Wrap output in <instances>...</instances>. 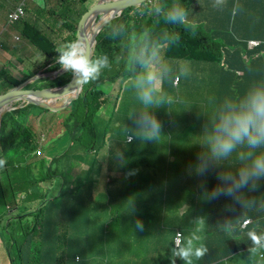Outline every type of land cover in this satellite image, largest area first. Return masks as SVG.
Listing matches in <instances>:
<instances>
[{
    "label": "trees",
    "instance_id": "16d2710c",
    "mask_svg": "<svg viewBox=\"0 0 264 264\" xmlns=\"http://www.w3.org/2000/svg\"><path fill=\"white\" fill-rule=\"evenodd\" d=\"M93 1L49 0L50 5L43 4V7L38 6L35 9V26H25L24 33L25 37H28L35 46V56L40 54L50 60L46 72L58 71L59 65L54 62L53 58L59 55L56 51L61 45L59 40L67 42L74 40L75 25L79 15ZM199 1L151 0L136 9L123 11L120 17L104 26L97 36L92 60L107 56L109 67L102 69L98 79L83 84L79 99L69 106L65 121L62 120L63 132L57 134V138L68 135L71 139L72 136L74 148L70 146L60 148L57 153L59 155H54V157L51 154L52 149L45 150L43 156L34 155L32 159L35 162L29 161L25 166L28 171H35V178L31 173L22 170V162L26 161L27 155L38 149L36 141L39 140V133L30 129L27 122L32 107L39 108L47 114L48 111L39 106L27 105L24 108L4 113L0 130V159L6 160V164L0 167V220L3 219L2 225L6 226L5 230L13 225L17 227L16 232L14 229L10 231L6 241L0 238V247L6 251L8 264H16L17 259H20V264H88L87 260L82 259L81 254L86 251L89 244L83 243L80 236L73 235L70 227L73 221L82 215L90 220V210L94 204L98 205V209L103 210L111 208L114 204L122 203L116 196V191L121 186L120 174L130 178L126 184L133 192L136 190L135 186H138V189L146 194L150 192L148 188L150 183H153L151 192L156 195L155 198L149 197L142 201L143 205L134 207H143L145 204L156 215L163 212L169 203L166 195L171 189L178 191L185 186V183L188 188L191 187L190 180L194 170L190 171L189 159H165L163 162L169 170L158 175L156 168L159 161L151 157L153 153L151 147L140 146L136 138L133 140V136L126 134L122 138L125 143L110 146L108 141L111 140V136H106L109 130L106 126L103 128L105 120L101 118L99 122L102 116V114L98 116L99 112L110 104L108 86L121 79L138 77L145 69L142 61L150 60L157 49L163 48L167 59L191 62L195 69L194 76H198L199 72L196 69L200 68L201 64L210 65L206 66L202 73L203 77L210 76L209 82L200 77H194L184 86H181V80L177 84L176 88L184 93L176 91V88L170 90L176 96L185 94L187 99H180L183 103L189 102L195 107L204 103L205 106L215 109L220 103L228 101L238 105V108L248 93L264 89V0H206L208 3L206 8L198 4ZM57 4L62 6L60 15L56 12ZM64 4L69 5L68 9H63ZM174 4L186 10V23L179 21L171 23L166 20ZM109 9H106L100 17V23L112 15L108 13ZM47 10L46 15L57 17L54 24H49V18L43 16ZM41 20L45 29L41 27L42 25H38ZM28 28H30L31 35L27 33ZM88 31L87 34L90 37L92 32ZM253 39L263 42L256 48H249L248 41ZM37 71L38 68L30 72L23 80L18 81L6 69L0 68V85L3 89L9 90L34 76ZM65 74L54 80L40 78L35 85L30 84L28 87L40 89L62 86L72 78V76L69 79L66 78ZM221 110L222 115L224 109ZM52 121L50 119V122ZM44 126L49 128L48 125L44 124ZM238 148L239 145L237 151ZM240 148L243 149L244 146L240 145ZM70 151H75V154L81 156L80 159L75 160L73 168L66 171V175L60 169L66 170L65 164L53 169L55 161L63 158V162H66L64 157ZM247 162L249 164V157ZM170 168L178 171L180 187H175L170 183L169 173L173 172ZM20 170L22 172L18 175L17 172ZM102 170L106 171L105 175L108 172L110 177L105 191L108 189L112 191V194L109 200L97 202L94 195L99 189L95 184L99 181ZM210 171L212 175V168ZM56 177H60L61 192L58 186L57 192L49 197L50 185L46 186V191L42 192V195L37 192L39 191L37 186L46 184L42 182L48 179L53 181ZM249 180L248 185L254 186L261 183L258 179ZM65 187L67 189L64 191ZM16 188H28L27 198L29 200L34 196L41 198L36 204L34 203L35 209L34 205L29 202L28 207H24V211H17L22 209L25 199L22 197L18 199ZM200 190L204 191L202 187ZM59 196L64 198L65 203H69L71 199L72 205H62V223L51 225L50 219L52 218L43 210L46 205H50L53 199L59 201ZM218 197L215 200L216 205L219 204ZM172 198L174 200L173 195ZM73 201L76 205H73ZM86 201L92 205H83ZM196 205L200 204L196 203ZM214 206L203 208V216L206 219H214L221 215L213 209ZM252 207L248 206L247 210H251ZM12 211H16L15 218L7 216ZM249 215L254 217V212H249ZM211 216L214 217L211 218ZM118 218L120 216L117 215L105 222L101 217V223L98 226L103 242L113 239L108 232L114 228ZM69 220L72 221L71 225L68 224ZM217 221L221 224L214 227L216 238L211 244V249L217 254L214 260L219 262L229 252L233 254L240 247L232 246L229 251L219 254L217 241L219 240L224 245L225 238L234 235L241 227L237 224L232 227L228 226L224 220L217 219ZM61 225L67 229V236L64 240ZM23 227H26V230ZM249 230H244V232ZM141 231L144 235L145 231ZM231 231L232 233H229ZM182 232L183 237L189 234L186 229ZM174 235L175 233L168 242L170 250L174 247ZM211 253L207 252L205 259H200L199 264L210 262ZM257 256L259 257L257 264H264V255L263 258H260L259 254ZM104 258V264H107L106 254ZM253 258L254 255L249 256L245 261L247 264H254ZM134 264L145 263L134 259Z\"/></svg>",
    "mask_w": 264,
    "mask_h": 264
},
{
    "label": "rangeland",
    "instance_id": "374dc122",
    "mask_svg": "<svg viewBox=\"0 0 264 264\" xmlns=\"http://www.w3.org/2000/svg\"><path fill=\"white\" fill-rule=\"evenodd\" d=\"M67 1V0H65ZM95 1V0H94ZM93 1V2H94ZM201 1V0H200ZM205 4L202 5L204 8L208 7V3L206 0ZM91 2V3H93ZM24 5L25 10L29 9L31 6L38 5L40 8L43 7L41 0H0V32L1 34H8L9 38H14L15 36H18L20 38V42H16V44L21 43H27L28 40L25 38V36L22 35V28L24 26V21L18 22L16 24H10L8 22V14L14 10L18 5ZM56 5V4H55ZM67 4H64L63 9H68ZM62 6L60 4H57L56 6V12L58 15H60ZM206 11H208L206 9ZM43 12V10H41ZM48 13V10L45 11L43 14L44 17L49 18L50 23L54 24L57 21V17L54 16H48L46 15ZM42 20L38 22V25H42ZM35 26V18L30 23V26ZM5 31V32H4ZM4 32V33H3ZM67 41L59 40V44H65ZM60 45V46H61ZM5 53L2 49H0V68L3 70L6 69V66H9L10 62H12L16 67L13 68L12 65H10L9 69L14 71H20V74H17L16 76L17 80H21L23 78V75L26 76L29 75V72L32 71L33 67H36V65H32L36 62L39 69L44 67L45 65L49 64V61L45 56H42L40 54H37L35 56L34 53L29 52H16L14 54V58L16 61H9V63L2 57V55ZM151 63L155 66L156 69H160L165 66H171L172 64L167 61V58L162 57L161 50L158 49L154 52V54L150 58ZM170 60V59H169ZM176 61V60H175ZM38 69V70H39ZM145 73V69L142 71V73L139 75ZM138 76V77H139ZM192 76H194V67L193 66H176L174 68L166 69L162 72L160 76V84L158 85L159 91L156 94V98L160 101V103L157 105L156 103H153V105L145 106L144 103L139 98V89L137 88V77L136 78H127V79H121L116 81L115 83H112L108 86L109 89V95H110V104L108 107L104 108L99 112L98 116H102L99 119V122L101 121V118L105 120L103 128L106 126L109 132L106 136H113L112 141H108V145L113 146V143H118L119 139L125 135L128 131L135 130L138 134V144L140 146H149L153 149V153L151 154V157L157 161H159V165H157L156 171L158 175H162L166 173V164L163 162L167 157L174 156L175 158H178L188 154L190 151V147H184L180 144L182 140H177L175 137L171 140L170 134H173L172 127L170 125L171 122V114L173 113V109L175 107L174 100L169 99L166 97V93L170 91L173 78L178 77L179 80H181V86H184L187 81L191 80ZM35 77V76H33ZM66 78H70L71 74L66 73ZM40 79V77L38 78ZM72 79V78H71ZM38 81V80H37ZM34 81L31 83V85H35ZM67 85L65 83L62 86ZM57 87H60L58 85ZM4 90H7V88L3 89V86L0 85V95L4 93ZM176 91L180 93H184V91H179L177 88ZM76 103V102H75ZM74 103V104H75ZM18 103H14L12 106L19 107ZM24 108V106H20L21 109ZM67 107L64 110L59 111H48V114L43 112V110L39 108L32 107L30 109V116L28 118L27 125L30 129H32L35 132L41 133H47V136L51 138L52 143L48 145L46 148L45 145L40 142V140L37 139L36 144L38 145V148H44V149H52V156H56L60 148L70 146L72 149L74 138L71 136V139L68 135H65L64 137L57 138V134H60L63 132V126H62V120L65 121V117L67 112L69 111ZM43 109V108H42ZM16 110V109H15ZM45 110V109H44ZM232 110H227V112H230ZM6 113V112H5ZM222 110L217 106L216 107V119H217V125L220 122ZM154 116L161 125V135L158 140L152 141V140H146L143 136V133L139 127V122L142 120L143 116ZM4 116V115H3ZM2 116V117H3ZM50 119L53 120L50 122ZM40 121V122H39ZM52 126V132L48 131V127L44 126ZM168 124V126H167ZM1 125H2V119H1ZM105 148V147H104ZM103 148V149H104ZM43 149V152H44ZM102 149V150H103ZM252 152L253 155L259 154L261 152H264V145L259 146L256 149H249L248 152ZM36 151H33L32 154L27 155L26 161L23 163V171L31 173L33 178H35V171H28L27 165L29 161H34L32 157H34ZM50 156V157H52ZM66 159V162H63V158L59 161H55L53 164V169L60 168L63 164L66 165V170L64 168H60L63 170L64 174L66 175V171H70L73 166L75 160H78L81 158L80 155L75 154V151H70L69 154L64 157ZM87 158V156H85ZM50 159H48L49 161ZM35 162V161H34ZM182 164V163H177ZM251 165V158L249 157V166ZM22 170L18 171V175L22 172ZM106 172V171H105ZM105 172L102 170L99 181L95 184L98 186L99 191L96 192L94 195V199L97 202H104L109 200L111 197L112 191L106 189L107 188V182L110 180V177L108 176V172L105 175ZM15 174V173H14ZM1 177V175H0ZM264 177V176H263ZM60 177H56L51 181L50 179L45 180L42 183H46L43 186H37L38 188H42L43 192L46 191L43 187H46L47 185H50V196L55 194L58 190V186L60 187L61 192V182L59 180ZM120 180H122L125 184L130 180L128 176L122 177ZM264 183V179L260 180ZM41 184V183H40ZM35 186V185H33ZM32 186V187H33ZM102 187V190H100ZM153 187V183L151 182L149 185V191L148 193H144L140 189H138V186H135L136 190L133 192L131 187L126 184L124 186H120L116 191V196L119 201L122 203L114 204L111 208L107 209H96L94 206L91 207L90 213L91 217L90 220L87 219L85 215L80 216L77 220L73 221V225L70 227L72 230V234L76 236H80L83 243H88L89 247L86 249L85 252L81 254L82 259L87 260L88 264H104L105 258L104 255H107V264H134V259L140 260L144 262V254L146 252V249H149V247L152 244V248H154L155 244V238L146 239L141 243H138L134 236L131 234L127 237L123 238L122 236H116L115 239L111 241H105L103 242L101 240V230L99 229V224L101 223V217L106 222L109 220L112 216H115L119 213L124 212L125 210H128L131 208V205H143L142 201L148 199L149 197L155 198L156 195L151 192ZM83 188V186H82ZM123 188V190H122ZM67 188H64V191ZM28 191L29 189H19L16 188L17 197L18 199L20 197L25 199V202L23 205H29L30 201L28 197ZM262 191L264 192V186ZM107 192V193H106ZM258 190L254 189L252 191V194L250 195L251 201L256 197V193ZM63 193V192H62ZM220 196L221 198H219ZM60 200L53 201L50 203V205H46V208L43 210L44 213L48 214L52 219H50L51 225L56 224L59 225V223H62V214H63V206L62 205H72V200L70 199L69 203H65V200L63 197L59 196ZM219 199V203L222 202L223 195L218 194L217 195ZM23 199V200H24ZM166 199L169 202L167 205H174L173 202L176 200H173L172 195L170 193H167ZM172 199V202H171ZM261 204L264 206V200L261 202ZM34 205V204H32ZM39 205V203L37 204ZM73 205H76L73 201ZM83 205H92L88 201H86ZM96 205V204H94ZM145 205V204H144ZM35 209V205L33 206ZM16 211H12L10 215H7L8 217H16ZM3 219L0 220V238L4 241L7 240V236L10 234V231L14 229V232H16V226L13 225V227H7L8 230H5L6 226H3ZM124 220V219H123ZM121 220V221H123ZM12 226V225H9ZM62 229V237L63 240L66 239L67 236V229L61 225ZM24 230H26V227H23ZM5 230V231H4ZM21 232V231H20ZM115 232V226L114 228H111L108 232L109 236L113 235ZM162 250L166 251V248L168 247V243L166 241H163L160 243ZM219 240L217 241V251L219 254L225 253L229 251V247L223 245ZM252 245V241L249 240L246 243V246L249 247ZM141 252V257L139 256L138 252ZM4 254L3 250L0 248V264H8L6 261L3 260L2 255ZM145 263V262H144ZM16 264H20V259L16 260ZM158 264V263H157Z\"/></svg>",
    "mask_w": 264,
    "mask_h": 264
},
{
    "label": "crops",
    "instance_id": "0c3cea01",
    "mask_svg": "<svg viewBox=\"0 0 264 264\" xmlns=\"http://www.w3.org/2000/svg\"><path fill=\"white\" fill-rule=\"evenodd\" d=\"M41 2L42 5H50L49 0H41ZM198 4L204 5L205 1L201 0L198 2ZM37 7L38 5H35V7L31 6L29 9H26V17L23 20L24 26L22 28L23 36L26 35L24 33V27L30 26V23L35 18V9ZM41 27L44 29L46 28L43 25ZM29 29L30 28H28L27 33L28 35H31ZM8 34H1L0 32L2 50L5 51L2 57L8 63L9 61H16V59L14 58V54L16 52H35V46L32 45V42L28 37H25L28 40L27 43L16 44V42H20V38L18 36H15L14 38H12L11 36V38H9ZM33 35L35 36V34ZM159 49L161 50L162 57H164L165 51L163 50V48ZM167 61L172 65L157 69L159 76H161L164 70L169 68H174L176 66H193L191 62L181 60L175 61L172 59H167ZM31 64L33 65L32 61ZM10 65H12L13 68H16L14 67L15 65L10 62L9 66H6V70L11 74V76L16 79V76H18L17 74H20V71H14L12 69L10 70ZM200 66V68L196 69V71L199 72L198 76H192V78L200 77L202 80H206L207 82H209L210 76L203 77L202 73L204 71V68L210 65L207 64L206 66H204L203 64H201ZM25 77L26 75L24 74L23 78ZM23 78H21V80ZM176 78L178 77L173 78V84L170 90H174L179 83L180 80L178 79V81L176 82ZM166 97L169 99H173L175 105L173 113L171 114L170 122L174 136L173 134H170V139L172 140L175 137L177 140H182V142H180L182 146L190 147V151L188 152V154L179 157V159L175 158L173 155L167 157L166 159H190L194 161V165L192 167V171L194 170V172L192 173V177L190 180L191 187L188 188L186 186L187 183H185V186H181L182 188L178 191L171 189L169 193L173 195L174 200H176L173 202L174 205H167L163 209V212L157 215L153 213L152 210L146 205H144L143 207H134L133 205H131V207L133 208L117 214L118 216H120V218H118V221L115 224V232L111 236L113 237V239H115L116 236H122L123 238H125L131 234L135 237L138 243H141L146 239L155 238L154 248H152L151 244L149 249H146V252L144 254L143 259L145 264H171L172 252L168 247L166 248V251H163L160 245L161 242L166 241L168 243L172 234H176L177 231L182 232L186 229L190 233L195 229L194 222L198 218H203L205 220V228L202 233H197V235L201 236L202 243L207 247L208 252L211 253L213 252L211 249V244L214 243V240L216 238L214 227H216L217 224H221L220 221H217V219H219L224 220L228 226L232 227L234 224H237L241 227L240 230H237L234 235H231L229 238H225L224 241V245L229 247V249L232 246H239L240 248L233 254H230L229 252L219 262H216L214 260V257L217 254L216 252H213L210 254V258H212V260L210 262L206 261L205 263L247 264V262L245 261L246 258L254 255V264H257L259 261V257L257 256V254L260 255V258H263L264 246H255L252 243L251 246L247 247L246 243L251 240L248 236V233L250 231H254L258 235H264V206L261 204V202L264 200V192L262 191L264 183L260 181L263 180L264 177L261 176L258 179V182L261 183H258L254 186L248 185V183L250 182L249 180L247 185L240 188L235 187V183L239 181L240 170L247 167V144H243V149H241L239 145L238 151L237 148L234 149L233 152L227 157H213L207 143V138L211 133L214 132L217 126L216 108L212 109L210 108V106H205L204 103L202 105H199L198 107L189 104V102L183 103L180 101V99H187L185 94H178L176 96L175 93L168 91L166 93ZM10 102L11 101L7 100L0 105V115L8 109L9 106L7 105H9ZM217 106L220 109H224L223 114H225L227 110H230V108H233V110H235L238 105L225 101ZM48 131H52V126H49ZM126 135H131L133 136V140H135V138L138 140V134L135 130L128 131ZM122 138L124 137L122 136L119 139L118 143L113 144L115 145L125 143L123 142ZM112 140L113 136L111 137L110 141ZM126 142L130 143L128 141ZM51 143L52 141L50 138L48 144L46 145V148ZM242 155L244 157L243 159L241 158ZM211 168L212 175L210 171ZM168 170L169 168L166 169V171ZM170 171H173L169 173L170 183L175 187H180L179 185L181 181L178 180L180 176L179 174H177L178 171L171 168ZM122 177L123 175L120 174L119 179H121ZM225 177H230V179H225ZM120 182L121 186L125 187V183L122 180H120ZM201 187L204 189V191L200 190ZM218 187L219 192L213 195L214 191ZM43 188L46 189L47 187ZM229 188L233 189L232 195L227 194ZM37 189H39V191L37 192L42 195L43 189L38 187ZM254 189L258 190V192L256 193V197L253 199V201H251L250 195L252 194V191ZM218 194H222L224 200L216 205L215 200ZM40 199L41 198H35L34 196L32 199H30V201H32L30 202V204H36ZM196 203H199L200 205H196ZM210 205H215L213 209L218 213H221V215L217 216L214 219H206L203 216V208ZM26 206L27 205H22V209L17 211H24V207ZM248 206L254 207H252L251 210L248 211ZM94 207L97 209L98 205H94ZM249 212H254V217L249 215ZM212 217L214 216H211V218ZM69 219L71 218L69 217ZM244 220H251V223L247 226H244ZM137 221H140L142 223V230L145 231L144 235H142L141 229H138L136 227ZM68 224L71 225L72 221L69 220ZM248 229L250 230L244 232V230L246 231ZM229 233H232V231ZM253 248H255V251L252 250ZM1 249L4 252L2 258L7 262L6 251L4 250V248ZM140 249L141 248H139L138 254L141 257ZM5 255L6 257H4ZM77 258H79V256H77ZM202 259L204 260L205 256ZM175 260L176 264H185V262L179 257H176ZM200 261L201 260H194V263L199 264Z\"/></svg>",
    "mask_w": 264,
    "mask_h": 264
},
{
    "label": "clouds",
    "instance_id": "9594fccd",
    "mask_svg": "<svg viewBox=\"0 0 264 264\" xmlns=\"http://www.w3.org/2000/svg\"><path fill=\"white\" fill-rule=\"evenodd\" d=\"M23 9L25 11V16L19 22L23 21L26 17L24 5ZM157 11L159 12L160 9L158 8ZM166 20L171 23H175L177 21L180 23H186V10L180 7L178 4H174L167 14ZM0 49H2L1 41ZM56 51L59 53V55L54 57L53 60L59 65L58 71L70 73L72 76V79L67 83L70 89L73 88L74 84H88L93 80L98 79L102 69L109 67L107 56H103L102 58H97L95 60L89 58L88 44L83 39H74L70 42H67L64 45L57 47ZM142 63L144 64L145 73L137 77V88L140 90L139 98L145 106L153 105V103L158 105L160 101L156 98V94L159 91L158 85L160 84V76L155 66L151 63V60H143ZM35 64L36 62L33 65ZM46 67L47 65L39 69V67L36 66L34 69H32V71H35L38 68L39 70L36 72V74L42 70L41 74L43 77L41 78H49L51 80L56 79L52 77V74L55 72H46ZM175 81L177 82L178 78H176ZM24 82H21L20 84H23ZM30 84L27 85V88L33 89L28 87ZM7 91H4V93ZM18 104V106H27L21 104L20 102H18ZM139 127L146 140L155 141L160 138L161 125L154 116H143L142 120L139 122ZM42 134H46L47 140L44 143L41 141L40 142L46 147L50 136L48 137L47 133H41L39 134V140L42 137ZM207 143L212 156L216 158L229 156L238 145H243L245 143L249 149H256L259 146L264 145V89H257L248 93L241 102L240 107L223 114L214 132L208 136ZM45 150L47 149H44V152L40 156L45 154ZM247 156L251 158V165L249 166L247 162V167L240 170L239 181L235 183L236 188L247 185L249 179H259L261 176H264V152L253 155V153L250 151L247 153ZM241 158H244L243 155ZM5 164L6 160L0 159V167H3ZM189 164L190 171H192L194 161L189 159ZM225 179H230V177H225ZM217 192H219V189L215 190L213 195H215ZM232 192L233 189L229 188L227 194L232 195ZM249 221L251 223V220ZM194 224L195 229L187 236L182 237V241L184 242H181L179 236L177 237L176 247L174 245L171 250V264H176V257H179L181 260H183L185 264H194V260L202 259L208 252L207 247L202 243L201 236L197 235V233L203 232L205 228V220L203 218H198ZM248 224L244 225L247 226ZM136 227L142 230L143 225L140 221H137ZM248 236L251 239L253 245L264 246V235H258L256 232L250 231ZM252 250L255 251V248Z\"/></svg>",
    "mask_w": 264,
    "mask_h": 264
},
{
    "label": "water",
    "instance_id": "95a60500",
    "mask_svg": "<svg viewBox=\"0 0 264 264\" xmlns=\"http://www.w3.org/2000/svg\"><path fill=\"white\" fill-rule=\"evenodd\" d=\"M151 0H95L93 3L89 4L84 11L79 15L77 21L76 33L74 39H83L88 44L89 58L92 59L94 54V49L97 43V36L110 21L118 18L122 15L123 11L127 9H136L143 5L145 2H150ZM112 9L113 14L104 22L100 23V17L103 15L106 9ZM92 31L89 37L87 31ZM88 31V32H89ZM40 70L35 77H31L23 84H20L11 90L0 95V104L9 100L11 105L0 115V130H1V119L5 112L15 110L19 107L12 106L14 103L20 102L24 105H35L39 106L48 111H59L64 110L71 104L75 103L79 99V95L82 91L83 85H73L70 89L68 85L65 86H54L47 87L43 89H29L27 85L38 80V78L43 77ZM65 72L57 71L52 74L53 78L62 75ZM49 75V74H46ZM73 90H77L76 97L64 105L57 106L56 104H51V101L58 102L65 95L69 94Z\"/></svg>",
    "mask_w": 264,
    "mask_h": 264
},
{
    "label": "built area",
    "instance_id": "2783aa9c",
    "mask_svg": "<svg viewBox=\"0 0 264 264\" xmlns=\"http://www.w3.org/2000/svg\"><path fill=\"white\" fill-rule=\"evenodd\" d=\"M25 16V11L23 9V4L19 5L14 11H11L8 15V22L10 24H16L17 22H19L23 17ZM263 41L261 40H250L248 41V46L249 48H255L258 47L260 44H262ZM47 140L46 138V134H42V137L40 138L41 142H45ZM36 155H42L43 153V148H38L37 150H35ZM250 223V221H244V224H248ZM179 236V238L181 239L182 242V237H183V233L181 231H177L176 234L174 235V245L176 247V239Z\"/></svg>",
    "mask_w": 264,
    "mask_h": 264
},
{
    "label": "bare ground",
    "instance_id": "6f19581e",
    "mask_svg": "<svg viewBox=\"0 0 264 264\" xmlns=\"http://www.w3.org/2000/svg\"><path fill=\"white\" fill-rule=\"evenodd\" d=\"M109 14H113V10L112 9H109L108 11ZM92 32V31H91ZM77 95V90H73L72 92H70L69 94L65 95L60 101L58 102H55V101H51V104H56L57 106L59 105H64L66 103H68L69 101L73 100ZM4 103V102H3ZM2 103V104H3ZM1 105V104H0ZM11 105V102L9 105L7 106H10ZM1 111V110H0Z\"/></svg>",
    "mask_w": 264,
    "mask_h": 264
}]
</instances>
